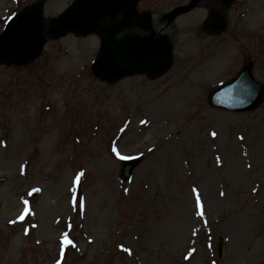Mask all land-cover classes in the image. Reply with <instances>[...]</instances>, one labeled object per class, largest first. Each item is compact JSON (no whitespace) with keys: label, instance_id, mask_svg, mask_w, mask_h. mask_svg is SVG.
Instances as JSON below:
<instances>
[{"label":"rangeland","instance_id":"rangeland-1","mask_svg":"<svg viewBox=\"0 0 264 264\" xmlns=\"http://www.w3.org/2000/svg\"><path fill=\"white\" fill-rule=\"evenodd\" d=\"M38 1L46 23L74 2L0 0V34ZM188 2L136 8L161 18ZM226 15L219 37L205 8L178 17L173 67L154 81L104 83L92 70L101 37L72 32L29 65H0V264H264V103L209 105L249 61L264 83V0ZM120 156L142 160L128 182Z\"/></svg>","mask_w":264,"mask_h":264},{"label":"water","instance_id":"water-1","mask_svg":"<svg viewBox=\"0 0 264 264\" xmlns=\"http://www.w3.org/2000/svg\"><path fill=\"white\" fill-rule=\"evenodd\" d=\"M136 1L77 0L64 17L53 22L49 29L45 28L41 20V7L27 10L9 25L0 38V62H30L39 53L47 36L61 35L70 30H75L79 35L93 33L99 30L103 18L122 13V21L102 30L109 32L96 72L110 82H115L133 70H153V76H159L171 64L170 49L165 43L162 47L156 46L157 38L148 31L151 27L150 19L139 18L133 12ZM198 1L193 0L190 6L176 9L170 15V21L191 10ZM241 80L247 84L248 94L245 95L243 106L234 104L232 107L239 111L253 110L264 99V87L253 81L250 67L241 73ZM136 164L137 161H134L125 166V179L131 176Z\"/></svg>","mask_w":264,"mask_h":264},{"label":"bare ground","instance_id":"bare-ground-1","mask_svg":"<svg viewBox=\"0 0 264 264\" xmlns=\"http://www.w3.org/2000/svg\"><path fill=\"white\" fill-rule=\"evenodd\" d=\"M205 71H207L206 67L204 68L203 72H205ZM202 80H204V82H208L210 80V76L204 77V78H202Z\"/></svg>","mask_w":264,"mask_h":264},{"label":"snow or ice","instance_id":"snow-or-ice-1","mask_svg":"<svg viewBox=\"0 0 264 264\" xmlns=\"http://www.w3.org/2000/svg\"><path fill=\"white\" fill-rule=\"evenodd\" d=\"M119 155V154H118ZM126 157L120 156V159H125Z\"/></svg>","mask_w":264,"mask_h":264}]
</instances>
